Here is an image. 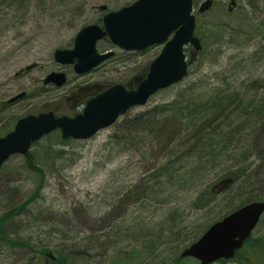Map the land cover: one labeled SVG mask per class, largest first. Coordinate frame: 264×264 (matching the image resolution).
<instances>
[{
	"label": "rangeland",
	"instance_id": "obj_1",
	"mask_svg": "<svg viewBox=\"0 0 264 264\" xmlns=\"http://www.w3.org/2000/svg\"><path fill=\"white\" fill-rule=\"evenodd\" d=\"M133 1L23 0L16 5L0 4V107L8 106L0 113V118L11 119V122L6 121L7 127L16 124L12 116L25 112L81 111L83 105L74 104L75 100L83 102L109 85L122 83L147 69L160 53L161 45L127 53L129 51L102 39L97 44L98 50L113 49L116 54L82 75L77 74L72 65L58 63L54 57L57 48L73 46L83 26L101 22L105 12L101 5H107L109 11ZM230 1L215 0L204 13L194 11L198 19L196 31L204 49L201 53L195 49L188 51L191 70L182 81L160 90L146 104L130 108L114 124L90 138L61 140L54 133L33 146L28 155L40 162V167L37 166L42 174L41 194L20 215L27 224L19 236L37 244L38 249L42 247L40 244L45 245L52 254L45 257L37 253L27 258L29 251L3 242L0 243V264H61L53 261V257L59 255H66L67 264H200L192 257L176 260L182 248L190 245L189 239L166 241L167 245L158 247L155 241L148 239L156 236V228L161 230L168 224L166 217L172 208L185 219L182 224L188 227L185 231L190 236L194 223L223 214L224 203L217 199L213 210L195 208L193 202L197 195L189 187L173 198L160 195L147 200L142 194L134 196L136 193L131 191L136 189L135 184L158 169L163 156L136 149L135 143L130 142L120 128L127 115L171 100L180 89L207 73L210 76L217 73L219 80L226 77L236 87L264 78V0H235L233 8L229 7ZM254 54L262 55L256 60ZM53 71L66 72L68 81L60 87L44 83V78ZM23 92L25 96L11 100ZM81 95L86 96L80 98ZM4 133L0 128V136ZM32 160L27 155H13L0 170V214L24 201L36 189L39 175L26 167ZM215 173L216 170L212 176L205 177L200 186L215 192L223 190L225 182L215 181ZM258 188L264 195L263 187ZM127 193L130 195L124 198V205L118 207L119 200ZM110 212L115 215L118 212L120 217L104 220L106 216L110 218ZM205 213H208L207 218H204ZM149 221L151 230H146ZM113 223L122 227L117 230L123 240L99 254L103 250L101 242L106 239L104 233L110 231L111 241L118 237L114 235L115 226L108 228ZM105 224L108 227L103 226ZM126 226L134 227L130 229L132 232ZM142 226L143 231H134ZM252 237L257 239L258 247L242 250L230 261L219 260L212 264H264V214ZM103 245L107 246L106 241ZM82 248L90 254L87 262L72 253ZM237 259L241 261L235 262Z\"/></svg>",
	"mask_w": 264,
	"mask_h": 264
},
{
	"label": "trees",
	"instance_id": "obj_2",
	"mask_svg": "<svg viewBox=\"0 0 264 264\" xmlns=\"http://www.w3.org/2000/svg\"><path fill=\"white\" fill-rule=\"evenodd\" d=\"M22 1L0 0V4L16 5ZM261 55L254 54L253 56L257 60ZM147 70L148 68H145L133 78L122 83L128 88L135 87L146 75ZM216 75L217 73L210 76L207 73L204 77L197 78L180 89L171 100L147 108V110L138 111L132 116L127 115L121 124L120 129L130 142L135 143L136 149H145L147 153L158 152L163 156L158 169L148 174L146 178H140L139 183L135 184L136 189L131 191L132 194L136 193L134 196L142 194L147 200L159 198L160 195L173 198L189 187L197 195L193 202L196 204L195 208L208 210L211 207L213 210L212 205L218 201L217 199L221 200L226 207L225 212L220 216L214 215L207 221L194 223L193 233L190 236L189 232L185 231L188 227L182 224L185 219L179 213L175 214L172 208L169 211L170 215L166 217L168 224L161 230L156 228L158 231L156 236L148 239L150 242L155 241L157 247L167 245L166 241L170 243L176 240L179 242L189 239V244H191L200 238L213 223L222 219L225 214L227 215L255 199L264 201L262 190L258 188L263 187L264 189V78L254 80L250 82L251 84L243 87H236L234 84L231 85L226 77L219 80ZM7 108V105L6 108L1 106L0 113L5 112ZM28 113L31 112L12 116V118L16 123L21 116ZM6 121L11 122V119L3 116L2 119L0 118V128L4 129L5 133L13 128L7 127ZM54 133H57V138L62 140L60 130L52 131L46 136ZM38 143L39 140L32 143L28 152ZM180 148L183 150H179ZM28 154V159L30 157L32 160L33 158L29 156L31 153ZM34 160L26 167L39 175L36 189L24 201L0 214V243L6 242L24 248L25 251L30 252L27 258L31 254L35 256L37 253L45 257L52 254L45 245L40 244L42 247L38 249L37 244H31L29 240L19 236L27 224L20 219V215L23 211H27V206L37 201L41 194L39 186L42 183V174L39 172L40 162L37 160L34 162ZM259 160L261 164H256V161ZM215 170V181L223 180L225 182L223 190L218 192L200 186L205 177L212 176ZM219 192L220 195L217 194ZM129 195L130 193H127L122 200L120 199L117 206H123ZM128 205L130 206V203ZM118 212L116 215L110 212V218L106 216L103 219L120 217ZM207 217L208 213H205L204 218ZM147 224L146 230L149 228L151 230V226H149L151 222L149 221ZM103 226L108 227L107 224ZM114 226L113 223L108 228L112 229ZM158 226L156 223L155 227ZM126 227H128V231L134 228ZM115 228L117 230L122 227L116 225ZM143 229L142 226L141 229L135 228L134 231L139 232ZM104 235L106 239L101 242L103 250L98 252L99 254L105 253L107 248L123 240V236L118 230L114 232V235L118 236L116 241L110 240V231ZM104 241L107 246L103 245ZM244 244V248L237 252L241 253L242 250L258 247L257 239L251 237ZM95 247L98 246L95 245ZM171 251L174 252V247ZM181 252L176 258L177 261L191 258L189 256L182 257ZM72 253L85 262L90 258L88 250L84 248ZM65 256H55L53 261L67 264Z\"/></svg>",
	"mask_w": 264,
	"mask_h": 264
},
{
	"label": "water",
	"instance_id": "obj_3",
	"mask_svg": "<svg viewBox=\"0 0 264 264\" xmlns=\"http://www.w3.org/2000/svg\"><path fill=\"white\" fill-rule=\"evenodd\" d=\"M211 3L212 0L204 2L201 10L208 9ZM100 8L106 10L107 5L103 4ZM193 10V0H135L106 12L102 24L83 26L77 32L72 47L54 51L58 63L72 65L80 75L90 72L115 54L114 50H98L97 43L103 38H109L124 50L140 51L154 45L164 46L136 88L115 83L90 98L83 111L75 116H57L50 111L20 118L13 130L0 136V168L12 155L27 153L33 142L56 129L61 130L64 138H90L114 124L130 108L146 104L159 90L182 81L189 74L191 64L185 51L186 45H193L196 51L202 49L201 40L195 34L197 23ZM66 82L64 71H53L44 79V83H53L58 87ZM24 95L23 92L11 100ZM263 213L264 201L243 205L213 223L199 239L183 250L181 256H193L202 264L232 258Z\"/></svg>",
	"mask_w": 264,
	"mask_h": 264
},
{
	"label": "flooded vegetation",
	"instance_id": "obj_4",
	"mask_svg": "<svg viewBox=\"0 0 264 264\" xmlns=\"http://www.w3.org/2000/svg\"><path fill=\"white\" fill-rule=\"evenodd\" d=\"M215 1V0H214ZM232 1V0H231ZM230 1V2H231ZM233 1H235V0H233ZM197 1L196 0H194V11L197 9L198 10V13L199 14H201V13H204L205 11H207V9H204V10H201V4L204 2L203 0H200L199 1V3H196ZM236 5V4H235ZM234 5V6H235ZM234 6H232V5H229V7L230 8H233ZM196 18H197V16H196ZM197 23H198V19H197ZM195 34L196 35H198L199 36V34L197 33V31L195 32ZM172 36V35H171ZM161 46H162V48H163V46H164V44H160ZM162 48H161V50H162ZM194 49V47H193V45H191V44H189V45H187L186 47H185V50H186V53L188 54V51L189 50H193ZM161 52V51H160ZM145 77V76H144ZM107 89V88H106ZM105 89V90H106ZM104 91V90H103ZM103 91H100V92H97V93H95V95H90V97L88 98V99H85V101H83L82 102V100H80V101H77V100H75L74 101V104H77L78 106L80 105V106H82L83 105V109H84V107H85V105H86V103H87V101L90 99V98H93V97H95L96 95H98L99 93H101V92H103ZM86 95H81V96H79L80 98H84ZM73 105V104H72ZM83 109L81 110V111H75V112H73V113H65V112H56L58 115H69V116H75L76 114H78V113H81L82 111H83ZM49 111H53V110H49ZM55 113V112H54ZM250 237L251 238H253L252 237V235H250ZM245 245V244H244ZM244 245H243V247L242 248H244ZM241 248V249H242ZM239 252H236V255L238 254ZM235 255V256H236ZM221 261H224L225 259H220ZM226 261H230V260H227L226 259ZM239 261H241V260H239V259H237V260H235V262H239Z\"/></svg>",
	"mask_w": 264,
	"mask_h": 264
}]
</instances>
